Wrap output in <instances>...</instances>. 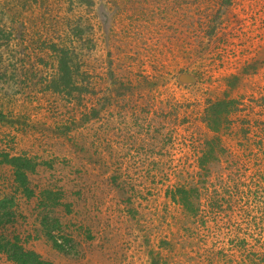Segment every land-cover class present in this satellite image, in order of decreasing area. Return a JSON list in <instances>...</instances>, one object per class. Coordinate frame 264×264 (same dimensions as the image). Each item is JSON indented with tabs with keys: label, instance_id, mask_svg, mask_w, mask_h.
<instances>
[{
	"label": "rangeland",
	"instance_id": "rangeland-1",
	"mask_svg": "<svg viewBox=\"0 0 264 264\" xmlns=\"http://www.w3.org/2000/svg\"><path fill=\"white\" fill-rule=\"evenodd\" d=\"M0 31V155L35 168L28 199L0 164V238L45 264H264V0H0ZM43 43L79 55L72 95Z\"/></svg>",
	"mask_w": 264,
	"mask_h": 264
},
{
	"label": "trees",
	"instance_id": "trees-1",
	"mask_svg": "<svg viewBox=\"0 0 264 264\" xmlns=\"http://www.w3.org/2000/svg\"><path fill=\"white\" fill-rule=\"evenodd\" d=\"M85 3L83 2L82 4ZM44 11L45 9H43V12ZM20 26L22 29L25 28L23 25ZM0 35H4L2 31H0ZM0 41L6 40L1 39ZM43 46L44 48L46 47L51 52H53L55 59L58 61L57 74L52 81L55 91L64 93L66 94V96L72 95L74 90L78 91V85L77 82L74 81V77L76 73L75 71L78 72V67L80 65L77 59L79 55L75 52V48H73L72 45L70 48L59 43H53L50 44V46L43 43ZM231 85H234V83ZM122 88L124 87H120V90H128L127 88ZM230 107L231 102H228L226 99L217 101L209 107L207 112V122L209 127L211 128V131L215 134H219L221 132L223 125L226 123V116L230 111ZM3 114V112H0V116H2ZM97 116L98 112L93 111L92 117ZM213 141L217 144L216 148H220V145H218V137H216ZM216 148L210 149L212 154L214 153ZM0 164L6 165L11 169L12 183L16 187V191L21 190L24 197L31 199L32 191L29 187L28 174L32 173L35 169L34 166H32V160L25 156L11 157L7 156L6 154H1ZM8 203L9 202L5 200L0 202V212L3 208L6 207ZM188 206L189 205H185V207ZM0 253L9 255V257L17 264H45L41 261V257L37 253L32 252L31 250H27L17 238L11 240L0 238ZM152 264H157V261L154 260Z\"/></svg>",
	"mask_w": 264,
	"mask_h": 264
}]
</instances>
